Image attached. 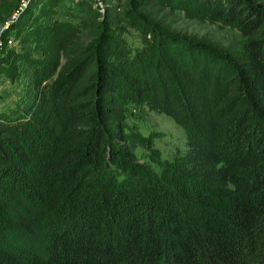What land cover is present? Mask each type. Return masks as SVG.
Segmentation results:
<instances>
[{"label":"trees","instance_id":"1","mask_svg":"<svg viewBox=\"0 0 264 264\" xmlns=\"http://www.w3.org/2000/svg\"><path fill=\"white\" fill-rule=\"evenodd\" d=\"M175 2L233 25L243 42L166 37L130 8L125 20L149 37L134 53L143 59L128 58L104 21L84 43L65 37V23H98L89 0L67 9L75 21L36 32L44 53L27 69L36 89L0 113V264L264 261V4ZM20 61L0 56V72ZM125 99L183 128L172 161H135L144 139L124 121Z\"/></svg>","mask_w":264,"mask_h":264},{"label":"rangeland","instance_id":"2","mask_svg":"<svg viewBox=\"0 0 264 264\" xmlns=\"http://www.w3.org/2000/svg\"><path fill=\"white\" fill-rule=\"evenodd\" d=\"M0 0V56L11 57L18 54L21 61L14 62L15 68L8 73L0 72V113L19 110L31 99L35 86L32 85L28 72L30 59H41L44 53L43 41L36 32L44 33L50 29L53 19H69L67 9H75L79 0ZM264 4V0H255ZM98 25L82 27L74 23H65L67 34L73 41L86 42L104 31L100 22L107 25V33L116 37L125 49L129 50L128 58L143 59L134 54L142 46V37H149L142 30L130 26L125 20L123 11L134 9L144 13L147 19L156 23L165 31L166 37L208 38L221 45L240 46L244 38L233 25L208 18L197 11L192 4L188 6L174 2L154 10L148 5L134 7V0H100L93 5ZM49 33V32H47ZM11 39L7 44L6 40ZM136 57V58H134ZM65 56L61 57V61ZM137 61L132 62L134 65ZM54 73L48 78L51 80ZM124 121L143 137V147L136 148L134 159L145 167L156 168L163 162L172 161L177 150L185 147V132L171 117L156 112L145 102L131 99L123 100ZM255 264H264L255 262Z\"/></svg>","mask_w":264,"mask_h":264},{"label":"built area","instance_id":"3","mask_svg":"<svg viewBox=\"0 0 264 264\" xmlns=\"http://www.w3.org/2000/svg\"><path fill=\"white\" fill-rule=\"evenodd\" d=\"M89 1H91L93 3V5H99L100 4V0H89ZM6 43L10 44L11 43V39H7ZM0 47H1V40H0Z\"/></svg>","mask_w":264,"mask_h":264}]
</instances>
